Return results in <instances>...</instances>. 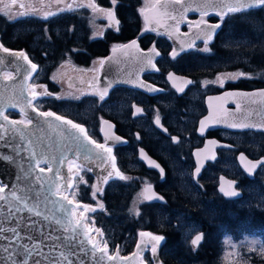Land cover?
I'll use <instances>...</instances> for the list:
<instances>
[{
  "label": "flooded vegetation",
  "instance_id": "af4514ba",
  "mask_svg": "<svg viewBox=\"0 0 264 264\" xmlns=\"http://www.w3.org/2000/svg\"><path fill=\"white\" fill-rule=\"evenodd\" d=\"M155 1L116 0L113 4L112 0H0V45L23 52L37 66L29 80V92L30 85H43L37 91L44 94L34 102L55 110L49 111L62 109L67 114L62 116L81 124L93 140L112 149L115 169L125 179H120L115 171L113 177L104 181L79 161L67 163V193L81 201V209L85 204L95 208L87 212L88 220L100 224L102 235L99 234L109 251L113 253L122 246L123 253L118 249L121 254L130 253L141 232L161 235L166 239L156 250L165 264L174 221L189 220L197 226L191 236L192 240L197 233L202 234L200 243L193 246L197 248L205 229H215L219 218L233 220L242 209L247 211L252 205L264 207V203L253 198V184L257 183L264 163L253 176L238 163L240 153L250 159L264 157V131L231 129L215 124L213 119L204 120L208 113L215 115L218 108L234 107L235 100L230 95L220 96L221 93L264 86L249 74L252 69L248 66V47L237 46L245 34L240 27L251 28L257 22L264 25V6L227 15L214 7L186 14L188 21L179 25L182 32L199 21L220 27L214 31L208 51L204 50L203 38L171 56L172 43L166 34L143 30L147 25L144 11ZM108 9L113 10L114 19L105 11ZM237 27L241 29L239 36L234 32ZM131 39L137 40L140 49L152 45L157 48V69L142 73L141 78L160 89L148 92L113 84L101 100L97 94L102 89L101 61L114 47ZM169 71L188 77L191 83L178 93L166 78ZM65 90L71 91L69 96L60 97ZM133 105L142 109L135 117ZM104 120L112 123L113 131L124 142H106ZM200 121H204L203 132L201 124L198 130ZM197 148L204 149L207 159L194 177L193 150ZM211 154L213 159L209 158ZM153 161L159 168L153 166ZM221 176L233 180L234 189L241 194L224 196L218 188ZM147 185L156 193L150 201L142 195ZM260 193L264 196V188ZM179 229L183 236V228ZM149 240L144 258L153 264L150 237Z\"/></svg>",
  "mask_w": 264,
  "mask_h": 264
},
{
  "label": "water",
  "instance_id": "95a60500",
  "mask_svg": "<svg viewBox=\"0 0 264 264\" xmlns=\"http://www.w3.org/2000/svg\"><path fill=\"white\" fill-rule=\"evenodd\" d=\"M209 8L211 7H200V0H179V2H177V0H156L155 3L147 7L144 11V18L147 25L143 30H155L166 34L172 43V49L170 51L171 56H173V50H175L178 55L185 49L190 48L196 41L205 38L203 33L208 29V26L217 24L199 21L197 25H192L189 31L182 32L179 29L180 23L188 21L186 14ZM214 8H216L219 13H223L218 5ZM133 40L136 41L135 45L131 43ZM18 53L20 52L11 50L4 52L3 49L0 48V61H2L0 62V110L9 117V121L21 120L8 115L9 111L21 114L23 110L26 113V116L23 117L31 118L33 120V125L27 128H25L24 125H16V127L24 130L26 138L23 140L20 138L19 134L13 135L11 133L4 134V139L0 140V186L7 185V192L8 188L16 184L18 186L17 195H25L30 204L38 203L41 215L37 216L34 212L29 213L25 210L17 213L13 218L5 219L7 209L3 208L0 209V227H17L23 237L20 241L21 244L30 243L28 240L29 236H32L34 241L39 242L43 240L45 235L50 233L53 239L43 240L41 245V250L44 255L35 257V259L41 261V264H48V261L44 260V256L50 253V246L56 237H60V239L55 240V243L61 246L60 250L55 253L57 257H59L60 251L68 252L69 249H71L76 252L75 255H70L68 257L71 264H81V261H83V264H149L144 258L145 247L147 243H150L149 237L147 236L140 235L135 247L128 254L123 255L118 249H115L114 252L111 253L107 248V255L102 256V254L97 251L94 257L90 251L92 245L87 243V241L89 239L93 240L98 248L104 247V244H101L98 236L93 234V228L88 223L87 212H85V216L81 219V225L75 234L71 231L64 233L61 225L56 223V218L64 220L67 215V213L60 210L61 204L68 209V213L75 211L77 216L80 212L85 211L81 209V207H77V204L81 205L80 202L68 197L66 194V191L69 189L68 161H79L87 167H90V170L95 175L102 176L104 179L110 172L112 173L111 177L115 175L116 169L112 166L113 155L112 153L109 155L104 152L103 149H97L95 145L89 143L88 140L85 139L83 134L78 132L76 133V135L79 136V141L77 143H79L80 147L77 148L76 145L73 144L71 150L65 149L64 145L67 142L60 137L59 132L61 128L69 129L71 126L64 124L62 121H57L54 117L43 118L39 116L38 111L44 110L39 109L33 103L34 101L31 105L28 103L30 100L29 80L35 71L31 69V65L28 61L17 55ZM158 55L159 52L153 45L148 49H140L136 39H131L121 46L114 47L101 64L99 87L103 89L110 84H124L139 87L148 92L158 91L160 89L159 87L141 78L142 73L157 69L155 59ZM148 58L152 59L154 67L146 64ZM28 60H30L29 57ZM31 63L34 64L32 61ZM4 71L11 73L12 78L5 80L3 78ZM170 73L172 74L171 76L169 75ZM166 78L168 82L176 88L178 93L182 92L178 91V89H183L188 81H190L188 77L174 71H169L166 74ZM141 84L144 86L141 87ZM148 86H154L157 90L150 91ZM262 90H264V86L249 90H229L221 93L220 96L230 95L233 101L235 100V102H233L234 107L218 108L215 115L214 113H212V115L208 113L204 120L213 119L216 121L214 122L215 124L217 123L231 129L250 128L264 131V94H262ZM216 97H218V95H216ZM33 108L38 111H33ZM137 108L141 109L133 105L132 117L142 113V111L137 113ZM56 114L62 116L58 113ZM49 121L53 125L51 128L49 127ZM107 122L109 121L104 120L102 122V131L106 138V142L110 145L124 142L125 139L113 131L112 123L109 122L110 124L107 125ZM0 123H5L6 127L9 128L12 127V125L4 121L2 117H0ZM200 124L201 121L199 122L198 130ZM57 125H59V127H55ZM233 125H237V127H233ZM240 125H244L245 127H240ZM73 131L75 132L76 130ZM0 134H3V130H0ZM116 137H119V139H116ZM28 140L34 142L29 148V151H19V155H17L14 146L19 144L23 147L27 145ZM218 144L220 143L216 145ZM36 145L40 146L39 151H42L44 156L36 158L40 160L39 165L36 164L35 159L31 161L32 172L25 177L22 169H28V157ZM141 152L145 155L143 150ZM205 153L204 149L197 148L193 150L196 163L193 169L194 177L198 176L204 166L205 159H207V157L204 156ZM241 154L242 153L238 155L239 165L249 176H253L260 164H258L251 173L246 170L245 164L249 160L253 162L264 161V157H259L257 159L246 157V160L242 161ZM4 156H11L12 160H5L3 159ZM85 157H87V159H85ZM213 157L214 154H211L209 158L213 159ZM48 167H51L52 171H47ZM197 167H199V172L196 171ZM40 168H44L45 171L40 172ZM37 175L43 177L39 182L36 181ZM17 177L20 178L17 179ZM229 181L228 178L226 179V177L221 176L218 187L219 190L221 188H224L225 191L234 189L233 184L229 185ZM57 185L59 186V192H57ZM235 191L237 193L235 196L241 194L240 190L235 189ZM220 192L224 195L221 190ZM62 196H66L68 200L73 201V203L69 205L68 200L62 199ZM3 203V201H0V204ZM21 218L24 219L21 220ZM17 220L20 221L19 225L16 223ZM53 229H55V231H53ZM87 229L91 231H89L88 236L85 237L83 233ZM3 235L11 236V233L6 232ZM196 235H194L192 239ZM65 236H67L68 239H65ZM73 236H75V239L72 238ZM81 241H83V243H81ZM5 243H8V241L0 240V244ZM12 245L15 250L17 247L15 240L12 241ZM150 245L152 247V244ZM80 247H83L85 251H78ZM109 256L113 257V259H109ZM17 259H22V257H17ZM28 259L29 264H32V258ZM151 261L153 264H162L157 250L155 253H153V251L151 252ZM0 264H4L2 257H0Z\"/></svg>",
  "mask_w": 264,
  "mask_h": 264
},
{
  "label": "snow or ice",
  "instance_id": "6c2138e0",
  "mask_svg": "<svg viewBox=\"0 0 264 264\" xmlns=\"http://www.w3.org/2000/svg\"><path fill=\"white\" fill-rule=\"evenodd\" d=\"M16 0H12V3H15ZM113 4L116 3V0H112ZM177 2H179V0H177ZM219 6L223 12V15H227L229 13H240L242 10L245 9H252L255 8L257 6H264V0H200V7L202 8H207V7H216ZM93 6L94 5H90ZM0 11H2V9H0ZM108 12L110 18L114 19L115 18V14L113 12L112 9H108L105 10ZM204 15H206L207 13L204 12ZM223 18V16H222ZM220 25L219 24H213L208 26V29L203 33L205 39H204V44L206 45L205 47V51H208L209 49L207 48V45L210 41L213 40V33L215 31V29L219 28ZM133 45L136 44V41L133 40L131 42ZM0 48L3 49L4 52H8L9 50L7 48H3V45H0ZM158 54V53H157ZM17 55L23 57L24 60L28 61V63L31 65V69L33 71L36 70V65L32 64L30 60H28V57L23 53L20 52ZM173 56H176L177 53L175 50H173L172 53ZM2 62V61H0ZM101 63H103V61H101ZM146 64L147 65H152L154 67V65L152 64V59L148 58L146 60ZM170 76L172 75L171 73L169 74ZM240 75H244L243 73H241ZM5 80H9L12 78L11 73H5L4 77ZM189 83H191L190 81H188ZM144 85L141 84V87H143ZM37 87L43 88V85H30V100L28 101V103L31 105L33 101L37 100V98L41 95H43L44 93L38 92L37 91ZM112 87V85H108L107 87H104L103 89H98L97 90V94L99 95L101 100H104V98L107 96L109 89ZM150 91H156L157 89L154 86H148ZM178 91H183V89H178ZM262 94H264V90H262ZM33 111H38L37 109L33 108ZM140 111H142V109L137 108L136 112L139 113ZM135 114V113H134ZM21 115L22 116H26V113L22 110L21 111ZM38 115L43 117V118H48V117H54L57 121H62L64 124L70 125L71 127L69 129H65V128H61L59 135L60 137H62L67 143L64 145L66 150H71L73 144L76 145L77 148L80 147L79 143H77L79 141V136L76 135V133H80L83 134V136L85 137V139L88 140L89 143L93 144L96 146L97 149H103L104 152L108 153L109 155H111L112 153V149L110 147H106L103 144H97V142L95 140H93L90 136L87 135V132L85 130V128L78 123H74L72 120L66 119L64 116H59L54 112L51 111H38ZM0 117L3 118L4 121L10 123L12 125V127H6L5 123H0V130H3V134H0V140L4 139V134H8L11 133L13 135L15 134H19L20 138L23 140L25 139V134H24V130L16 127V125H24L25 128H27L28 126H32L33 125V120L31 118H26V119H21L19 121L17 120H11L9 121V117L6 116L2 110H0ZM216 122V121H213ZM49 127H53V125L51 124V122L49 121ZM156 123L159 124L160 120L159 117H157ZM55 127H59V125L55 126ZM204 121H201V129L200 131L203 132L204 131ZM233 127H237V125H233ZM240 127H245L244 125H240ZM73 130H76L75 132ZM116 139H119V137H116ZM173 140H176L175 137H173ZM33 141L28 140L27 145L21 147V145L17 144L14 146V150L17 151V155H19V151H24V152H28L29 148L33 145ZM214 143V142H213ZM39 145H36L35 148L30 152V155L28 157L29 159V165H28V169L24 170L22 169V171L24 172V176L27 177L28 175L31 174L32 172V160H36V164L39 165L40 160L36 159L37 157H43L44 153L42 151H39ZM3 159L11 161L12 157L11 156H4ZM85 159H87V157H85ZM113 160V168H115V157H112ZM241 160L244 161L246 160V157H244L243 154H241ZM71 161H69V164L71 165ZM264 163V161H247V163L245 164V168L246 170L251 173L253 171V169H255L257 167L258 164ZM153 166L159 168V165L156 164L154 161L152 162ZM90 170V169H89ZM45 169L44 168H40V172H44ZM47 171H52L51 167L47 168ZM69 171H72V168H69ZM161 171L163 172V170L161 169ZM197 172H199V167H197L196 169ZM116 175L120 178V179H125V177L119 172V170L116 171ZM112 176V173L110 172L108 174V176H106L104 179L105 181H107L110 177ZM20 177H17V179H19ZM43 179L42 176L37 175L36 176V181L39 182ZM229 185L234 184V181H229L228 182ZM94 188H96V186H93ZM6 188L7 185H3L0 186V201H3V204H0V209L6 208L7 209V214L5 216V219H9V218H13L15 217V215L19 212L22 211H27L29 213H35V215L39 216L41 215V212L39 210V204H30L26 198L25 195L21 194V195H17V189L18 186L16 184H13L11 186V188H8L7 192H6ZM225 196H235L237 195L235 189H232L231 191H225L224 188L220 189ZM96 191H99L98 188H96ZM57 192H59V186L57 185ZM150 193V194H149ZM142 195L144 196L145 200H152L153 197L156 196V193L151 191V185H147L145 191L142 193ZM64 200H68V198L66 196H62L61 197ZM162 199V198H161ZM55 203V202H54ZM73 203V201L68 200V204L71 205ZM77 207H81V205L77 204ZM82 207L84 208L85 211L80 212L79 215L77 216V213L75 211H72L71 213H68V209L64 206V205H60V210L64 211L65 213H67V215L65 216L64 220H61L59 218H56V223L58 225H61L62 230L64 233H68L69 231H71L73 234H75L78 230V228L81 225V219L85 216V212L88 211H95V208H93L91 205H82ZM100 207H103V205H100ZM130 211H132L130 209ZM47 218V217H45ZM55 218V217H54ZM24 218H21V220ZM17 225L20 224V221L17 220L16 221ZM27 227V225H26ZM86 227V226H85ZM53 231H55V229H53ZM89 231H91L90 229H87L84 231L83 235L85 237L88 236ZM95 231L97 233H101V230L99 228H96ZM6 232H10L11 236H5L3 235ZM102 235V233H101ZM141 236H148L151 238L152 241V251L153 253H155L157 246L166 238L164 236L161 235H153L152 233H147V232H141L140 233ZM65 239H68L67 236L64 237ZM73 239H75V236L72 237ZM23 239V237L21 236V233L18 231L17 227H11V228H3L0 227V240H7L8 243L5 244H0V257L3 258L4 264H29V259L28 258H32V264H41L40 260L35 259V257L37 256H42L44 255L42 250H41V245L43 243V240H49V239H53L51 234H47L43 237V240L37 242L34 241V238L32 236L28 237V240L30 243H24L21 244L20 241ZM60 237H56L55 240H59ZM202 239V235L201 234H197L192 240H191V244L193 246H196L199 244V242ZM15 240L16 241V249H13V245H12V241ZM55 240H53L52 245L50 246V253L48 255L44 256V260L48 261V264H71V262L69 261L68 257L70 255H75L76 252L69 249L68 252H64V251H60V255L59 257H57L55 255V253L57 251L60 250L61 246L57 243H55ZM81 243H83V241H81ZM87 243L92 245V248L90 249L92 255L95 257V254L97 251H99L102 256L103 255H107V242H104V247L102 248H98L97 244L89 239L87 241ZM139 247V245H138ZM78 251L83 252L85 251L83 247H80L78 249ZM101 256V259H102ZM17 257H22V259H17ZM109 259H113V257L109 256ZM81 264H83V261H81Z\"/></svg>",
  "mask_w": 264,
  "mask_h": 264
},
{
  "label": "trees",
  "instance_id": "16d2710c",
  "mask_svg": "<svg viewBox=\"0 0 264 264\" xmlns=\"http://www.w3.org/2000/svg\"><path fill=\"white\" fill-rule=\"evenodd\" d=\"M263 27H260L262 28L260 32L252 27L240 28L245 32L244 37L249 35L256 41L264 35ZM240 28L237 27L234 30L236 36H239ZM250 50L248 57L253 66L252 70L261 72L263 80H260V83L264 84V42ZM9 115L15 116L16 114L10 111ZM242 210L233 220L219 218L216 221L217 226L215 229L206 228L203 241L193 250L185 244V239L181 235L177 222L172 221L171 238L168 244L169 252L166 255L165 264H223L218 259L220 252L218 237L225 230L232 232L242 230L250 234H256L264 241V207L252 205L247 211ZM248 260L251 264H264V252L251 250Z\"/></svg>",
  "mask_w": 264,
  "mask_h": 264
},
{
  "label": "rangeland",
  "instance_id": "374dc122",
  "mask_svg": "<svg viewBox=\"0 0 264 264\" xmlns=\"http://www.w3.org/2000/svg\"><path fill=\"white\" fill-rule=\"evenodd\" d=\"M257 23H255L252 28L254 30H258L260 32V31H262V28H260V27H262L264 25H257ZM247 36L242 37L243 40L241 42H238V43L235 42V43H237V46L243 45L244 47H248V51H251L250 49H254V48H256V46H260V44L262 42H264V35L262 37L258 38V40H256V41H254V39L251 38V36H249V35H247ZM242 59H245V58H242ZM246 59L248 60V58H246ZM248 66L250 67V69H253V66L249 61H248ZM237 74H241V73L237 72ZM249 74L253 80H263V78H262L263 76L261 75L260 71L256 70V72H254L253 70H250ZM246 76H248V75L246 74ZM70 93H71V91H69V90L62 91L60 93V97H67V96H69ZM34 103L41 110H45V111L53 110L51 108L44 109L45 107H43L42 103H38V102H34ZM53 111H55V110H53ZM56 112L61 114V115H64V116L67 115V114H64L65 112L62 109L61 110L59 109ZM14 118L26 119L25 117H23L19 113ZM255 145H257V144H255ZM261 187L264 188V167L262 168V170L258 174L257 183L253 184V198L258 199L259 203L263 204L264 203V196L260 193ZM76 200L81 203L80 200H78V199H76ZM88 213H90V212L88 211ZM88 221L93 228V233L96 236H98L100 242L102 244H104L105 239L99 233H97L95 231L96 228H100V224H97L95 221L91 222L90 219ZM177 226L183 228L182 232H183V238L185 239V244L187 245V247L192 248V250H193V245L191 244V236L194 232H196L198 230L197 226L194 225L193 222L189 221V220H183V221L179 220L177 223ZM224 240H225L227 247L223 250V253H222L221 261L223 262V264H251V262L248 260L249 254L251 252L250 250L264 252V241L262 240V238H260L259 236H257V237L252 236L251 234L246 233V232H242V239H240V241H237V238L229 236L228 234L224 236ZM239 242L243 246L244 245L247 246V248L241 247ZM118 249L121 253H123L125 250L122 248V246H118Z\"/></svg>",
  "mask_w": 264,
  "mask_h": 264
}]
</instances>
